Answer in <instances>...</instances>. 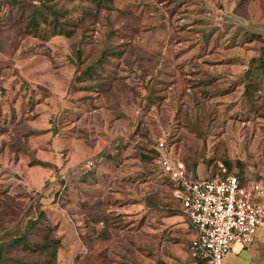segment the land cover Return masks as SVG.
<instances>
[{
    "label": "rangeland",
    "instance_id": "374dc122",
    "mask_svg": "<svg viewBox=\"0 0 264 264\" xmlns=\"http://www.w3.org/2000/svg\"><path fill=\"white\" fill-rule=\"evenodd\" d=\"M109 1L0 0V264H184L159 140L190 182H264V41L223 29L264 0Z\"/></svg>",
    "mask_w": 264,
    "mask_h": 264
},
{
    "label": "built area",
    "instance_id": "2783aa9c",
    "mask_svg": "<svg viewBox=\"0 0 264 264\" xmlns=\"http://www.w3.org/2000/svg\"><path fill=\"white\" fill-rule=\"evenodd\" d=\"M156 150V163L172 183L192 232L184 264H223L232 245H253L264 229V182L243 184L233 174L190 182L185 163L173 159L165 140Z\"/></svg>",
    "mask_w": 264,
    "mask_h": 264
},
{
    "label": "crops",
    "instance_id": "0c3cea01",
    "mask_svg": "<svg viewBox=\"0 0 264 264\" xmlns=\"http://www.w3.org/2000/svg\"><path fill=\"white\" fill-rule=\"evenodd\" d=\"M230 13L232 14L231 18L247 21L248 26L245 28L244 25L229 24L227 28H223L224 30L238 31L248 34L252 31L261 34V38L264 40V19H252L248 21L237 15L234 10H231ZM225 16H227V14L224 15L223 21ZM261 230L263 231L256 234L255 241L252 246L243 247L240 245H234L232 247V251L227 255L223 264H264V229Z\"/></svg>",
    "mask_w": 264,
    "mask_h": 264
},
{
    "label": "trees",
    "instance_id": "16d2710c",
    "mask_svg": "<svg viewBox=\"0 0 264 264\" xmlns=\"http://www.w3.org/2000/svg\"><path fill=\"white\" fill-rule=\"evenodd\" d=\"M90 1H93V2H95V3H97L98 2V6H97V10H96V13H95V15L94 16H91V17H94V19H97V17H99L100 16V14H101V12H103V11H109V9H110V7H108V6H106V4H104V2H103V0H90ZM107 2L109 1V0H106ZM110 2V1H109ZM108 7V8H107ZM112 8V7H111ZM112 10H113V8H112ZM56 13V12H55ZM87 20H86V18H81V19H79V20H77V21H67V22H61L60 20H59V18L58 17H55L53 20H52V29H55L56 31H58L57 29H61V31L60 32H57V33H59V35H64V36H67L68 38H72V37H74V35H76L77 34V31H78V28L81 26V25H83L85 22H86ZM245 34H248V33H245ZM57 35V34H56ZM249 35V34H248ZM250 37H252V38H254V39H261V40H263L261 37H256V36H254V35H249ZM264 41V40H263ZM157 157H158V152H157ZM186 165V164H185ZM187 167V166H186ZM187 171L189 172V173H192V172H190L189 171V169H188V167H187ZM163 173V172H162ZM164 174V173H163ZM228 174H227V172H225V175L224 176H227ZM165 176V175H164ZM166 178L168 179V181H169V184H170V187H171V190H172V193H173V185H172V183L170 182V180H169V178L166 176ZM240 179V178H239ZM240 181H241V179H240ZM241 183H243L242 181H241ZM244 184V183H243ZM174 195V194H173ZM42 217V216H41ZM41 219L40 218H37L36 220H31L30 221V223L32 224V226H36V225H38L39 223V221H40ZM54 234V228L53 227H48V231H47V233L45 234L47 237V239H48V249H49V247L51 248V249H53V251H52V260L54 261V262H56V255H57V250H58V248H59V240L57 239V237L56 236H54L53 235ZM12 238H13V240H12V242H13V244L15 243V244H22V243H24V242H26V235H24V234H21V235H19V236H17V237H13L12 236ZM3 239H0V242L2 241ZM4 243H1L0 244V262H3V260H4V258H3V255L5 254V248H4V245H3ZM5 262V261H4Z\"/></svg>",
    "mask_w": 264,
    "mask_h": 264
}]
</instances>
